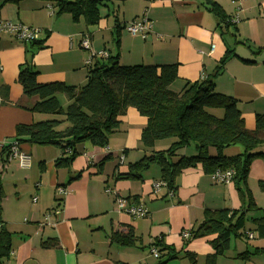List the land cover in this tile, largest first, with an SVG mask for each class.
<instances>
[{
    "label": "crops",
    "instance_id": "1",
    "mask_svg": "<svg viewBox=\"0 0 264 264\" xmlns=\"http://www.w3.org/2000/svg\"><path fill=\"white\" fill-rule=\"evenodd\" d=\"M212 1L224 10L230 26L219 27L218 18L199 0H104L102 19L93 27L84 20L74 22L68 14H58L54 2L0 0V20L40 30L33 42L0 33V187L4 196L0 222L12 236V250L5 264H157L158 258L151 253L157 241L179 253L167 264H208L207 258L214 254L209 243L213 237L186 244L182 233L196 229L207 210L239 211L245 204L234 184L214 183L199 164L180 174L173 196L167 189L154 193L153 183L160 180V170L155 176L145 173L142 181H116L119 174L128 172L129 163L150 154L141 142L147 119L135 108H129L122 117V125L110 137L108 147L84 145L69 169L55 166L63 154L58 147L23 143L21 149L31 157L29 169L20 168L16 161L7 163V157L18 125L54 118L30 111L37 99L24 94L18 82L20 71L31 68L37 72L40 84L83 87L87 83L89 56L80 48L84 34H90L94 51L119 56L124 66L177 65V79L170 87L176 93L188 82L213 75L219 62L233 51L235 55L223 73L215 78L216 91L236 99L246 128L255 130L256 116L264 115V0ZM48 5L54 8L53 15ZM138 18L153 24L146 40L126 30ZM98 60L103 62L97 59L94 63ZM58 99L63 107L69 105L65 94H58ZM158 143L156 151L168 149L173 141L169 146ZM233 149H228L226 155L243 152L242 147ZM194 154L195 150L180 152ZM215 154L211 149L210 155ZM261 182L264 160H256L248 185L261 211L249 212L248 218L264 217ZM59 186H66L65 196L57 195ZM108 188L129 198L132 204L144 205L149 216L118 214L115 197L105 192ZM57 208L60 214L46 220V215ZM130 231L136 240L134 245L121 246L113 241L114 234ZM247 232L254 239H232L215 264H264V226L259 228L249 221L244 233ZM257 250L260 253L249 259L239 258ZM186 253L194 255L195 262Z\"/></svg>",
    "mask_w": 264,
    "mask_h": 264
},
{
    "label": "trees",
    "instance_id": "2",
    "mask_svg": "<svg viewBox=\"0 0 264 264\" xmlns=\"http://www.w3.org/2000/svg\"><path fill=\"white\" fill-rule=\"evenodd\" d=\"M7 1L18 3L22 0ZM45 1L54 2L58 14H68L74 22L84 20L88 26L93 27L102 19L104 0ZM199 1L218 18L219 27L222 24L230 26L228 16L219 4L212 0ZM234 55L233 51H229L213 75L188 82L180 93L170 89L177 79L175 64L124 66L119 56L109 57L88 67L87 83L80 88L63 83L40 84L37 72L25 68L20 71L18 82L27 97L37 99L30 111L54 118L31 125H18L13 143L20 146L30 143L58 147L63 154L56 160L55 166L58 169H69L82 154L84 145L108 147L110 137L122 125V117L129 108H135L147 119L141 142L150 154L135 163H129L128 172L119 174L116 181H142L144 174L157 165L161 172L159 181L165 183L168 193L175 194L180 174L198 164L210 175L217 170L234 171L231 184H234L244 202V208L239 211H205L200 225L188 231L190 237L187 240L183 239L187 244L194 239L213 237L209 243L214 254L207 261L208 264H215L229 249L232 239L246 237L252 240L249 232L244 233L249 221L259 228L264 226L263 216L247 217L249 212L261 211L256 206L248 180L254 162L264 160V151H261L264 146V115H257L255 130H248L238 108V101L218 93L215 86V78L223 73L225 65ZM60 93L65 94L69 100L67 107L61 105L58 99ZM164 140H173V143L166 150L155 151L156 143ZM232 146L242 147L243 152L227 156L226 151ZM191 147L196 154L180 155L181 151H188ZM211 149L216 151L214 156L210 155ZM260 187L264 191V182L260 183ZM3 197L0 187V204ZM11 237L8 231H0V264H5L10 257ZM112 238L121 246H132L136 241L132 231L114 234ZM162 245L161 241L153 244L160 254L157 264H167L178 258L179 253L174 248ZM257 253L260 251L254 254L247 252L239 258L249 259ZM186 256L195 262L194 255L186 253Z\"/></svg>",
    "mask_w": 264,
    "mask_h": 264
},
{
    "label": "built area",
    "instance_id": "3",
    "mask_svg": "<svg viewBox=\"0 0 264 264\" xmlns=\"http://www.w3.org/2000/svg\"><path fill=\"white\" fill-rule=\"evenodd\" d=\"M242 1V0H239ZM48 9L50 10L51 15L55 13L54 8L51 5H48ZM237 20V18H236ZM126 30L134 37H140L144 40L148 38V36L153 31V24L146 18H138L130 22L126 26ZM39 29H34L32 27L26 26L22 23H13L10 21L0 20V33L11 34L16 37L18 40L23 42H33L36 40ZM80 48L82 50H86L89 52V56L86 60V66L91 67L94 64V61L97 59L107 60L110 55L107 51L96 52L93 50L92 40L90 34L82 35L80 41ZM124 159L121 158V161ZM16 161L19 164V167L22 169H29L31 167V157L29 154L25 153L19 144L11 143L9 145V152L7 157V163ZM234 171L233 170H217L213 174H211V178L214 183L221 185H230L233 182ZM154 193L158 194L161 190L166 189L165 183L162 181H156L153 184ZM106 194L112 195L115 197L116 203V212L118 214H127L133 218H146L149 216L148 209L142 205H136L129 202V200L123 198L113 189H106ZM68 193V190L63 187L57 188V195L59 197L65 196ZM171 196L174 194L172 192L169 193ZM37 199L34 198L33 202H36ZM61 212L60 208L54 209L50 211L45 219L48 220L52 215H59ZM3 229V223L0 222V231ZM250 239H254L253 234H248ZM190 237L188 231H184L182 233V238L187 240ZM155 258H159L160 254L158 253L157 248L152 247L151 252Z\"/></svg>",
    "mask_w": 264,
    "mask_h": 264
},
{
    "label": "rangeland",
    "instance_id": "4",
    "mask_svg": "<svg viewBox=\"0 0 264 264\" xmlns=\"http://www.w3.org/2000/svg\"><path fill=\"white\" fill-rule=\"evenodd\" d=\"M111 8H112V6H111ZM121 8H122V5H121ZM115 10H119V8H117V7H115ZM111 15H112V13H111ZM171 87V86H170ZM172 88H174V87H172ZM176 89V88H175ZM172 141L173 140H164V141H160V142H163V144H164V146H169L171 143H172ZM156 146L158 147L159 146V143L157 142L156 143V145H155V147H154V150L156 151L157 149H156ZM240 146H232V147H230L232 150H234L233 148H239ZM229 148V149H230ZM194 150V148L193 147H191L189 150H188V153H191L192 151ZM158 170H160V168L157 166V165H154V166H152L147 172H146V174H145V176H148V175H153V176H155V175H158ZM155 174V175H154ZM233 242H235V240H233Z\"/></svg>",
    "mask_w": 264,
    "mask_h": 264
}]
</instances>
